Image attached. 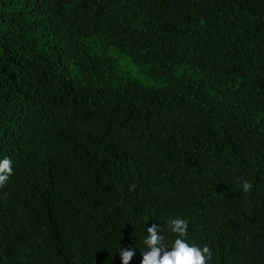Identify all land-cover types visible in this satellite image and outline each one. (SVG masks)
Returning a JSON list of instances; mask_svg holds the SVG:
<instances>
[{
    "label": "trees",
    "instance_id": "obj_1",
    "mask_svg": "<svg viewBox=\"0 0 264 264\" xmlns=\"http://www.w3.org/2000/svg\"><path fill=\"white\" fill-rule=\"evenodd\" d=\"M5 157L0 264H141L177 217L264 264V0H0Z\"/></svg>",
    "mask_w": 264,
    "mask_h": 264
},
{
    "label": "clouds",
    "instance_id": "obj_2",
    "mask_svg": "<svg viewBox=\"0 0 264 264\" xmlns=\"http://www.w3.org/2000/svg\"><path fill=\"white\" fill-rule=\"evenodd\" d=\"M11 160L5 157L0 160V187L4 186L13 175ZM243 190L250 191L253 187L251 182L243 181ZM170 231L175 234V239L170 247L164 245V236L160 234V228L156 224L147 227V235L143 241L147 250L142 252L141 264H208L213 253L209 246H199L189 243L188 221L183 218H173L169 222ZM135 249L131 246L121 247L119 256L122 264H130Z\"/></svg>",
    "mask_w": 264,
    "mask_h": 264
},
{
    "label": "rangeland",
    "instance_id": "obj_3",
    "mask_svg": "<svg viewBox=\"0 0 264 264\" xmlns=\"http://www.w3.org/2000/svg\"><path fill=\"white\" fill-rule=\"evenodd\" d=\"M115 52L110 54L118 59L120 72L125 74L130 79H135L142 84L152 85V81L148 80L144 74H141L139 70L133 65V63L123 55H115Z\"/></svg>",
    "mask_w": 264,
    "mask_h": 264
}]
</instances>
